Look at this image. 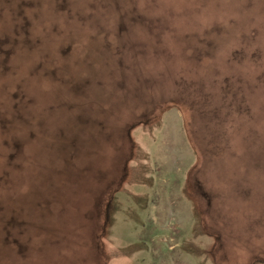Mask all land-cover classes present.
<instances>
[{
    "label": "rangeland",
    "instance_id": "rangeland-1",
    "mask_svg": "<svg viewBox=\"0 0 264 264\" xmlns=\"http://www.w3.org/2000/svg\"><path fill=\"white\" fill-rule=\"evenodd\" d=\"M0 264H264V0H0Z\"/></svg>",
    "mask_w": 264,
    "mask_h": 264
}]
</instances>
